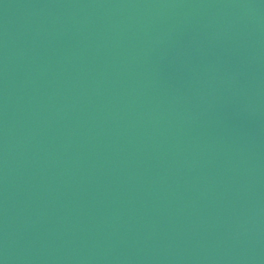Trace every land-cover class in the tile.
Here are the masks:
<instances>
[{
    "label": "water",
    "instance_id": "obj_1",
    "mask_svg": "<svg viewBox=\"0 0 264 264\" xmlns=\"http://www.w3.org/2000/svg\"><path fill=\"white\" fill-rule=\"evenodd\" d=\"M0 264H264V0H0Z\"/></svg>",
    "mask_w": 264,
    "mask_h": 264
}]
</instances>
